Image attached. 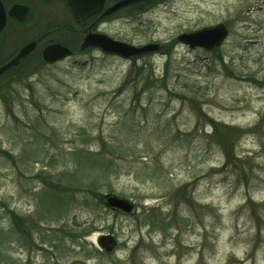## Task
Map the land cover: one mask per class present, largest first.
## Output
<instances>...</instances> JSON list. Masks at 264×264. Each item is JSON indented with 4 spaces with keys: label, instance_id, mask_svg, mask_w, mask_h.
<instances>
[{
    "label": "rangeland",
    "instance_id": "1",
    "mask_svg": "<svg viewBox=\"0 0 264 264\" xmlns=\"http://www.w3.org/2000/svg\"><path fill=\"white\" fill-rule=\"evenodd\" d=\"M145 22L161 49L134 63L89 52L0 81V264H264V0ZM219 23L213 50L176 40Z\"/></svg>",
    "mask_w": 264,
    "mask_h": 264
},
{
    "label": "flooded vegetation",
    "instance_id": "2",
    "mask_svg": "<svg viewBox=\"0 0 264 264\" xmlns=\"http://www.w3.org/2000/svg\"><path fill=\"white\" fill-rule=\"evenodd\" d=\"M172 0H0V67L14 59L21 49L30 50L2 74L0 81L17 77L22 67L47 64L43 51L65 50L52 64L70 60L83 64L89 52L107 55L102 49L112 42L142 46L152 40L139 38L145 19L167 9ZM121 25L131 31L121 33Z\"/></svg>",
    "mask_w": 264,
    "mask_h": 264
},
{
    "label": "water",
    "instance_id": "3",
    "mask_svg": "<svg viewBox=\"0 0 264 264\" xmlns=\"http://www.w3.org/2000/svg\"><path fill=\"white\" fill-rule=\"evenodd\" d=\"M227 34L228 31L225 26L219 23L217 25L204 27L192 32L181 33L176 37V40L192 48L197 47L202 48L205 51H210L219 47L227 37ZM160 49L161 46L156 43L134 46L121 41H111L105 48L102 49V52L108 55H116L124 59H135L145 54L158 52ZM29 50L30 47L28 46L21 49L14 59L0 67V74L15 64L16 61L25 55ZM64 53L65 50L61 47L60 49H55L54 47L47 48L43 51V60L47 63H53L60 56L64 55ZM102 202L105 208L124 215H131L136 212V206L133 202L115 194H104ZM97 245L108 251L114 245V239L109 235H103L97 239Z\"/></svg>",
    "mask_w": 264,
    "mask_h": 264
},
{
    "label": "trees",
    "instance_id": "4",
    "mask_svg": "<svg viewBox=\"0 0 264 264\" xmlns=\"http://www.w3.org/2000/svg\"><path fill=\"white\" fill-rule=\"evenodd\" d=\"M132 60H133L132 62L134 63V59H132ZM133 66H134V64H133ZM138 70H139V69H138ZM131 73H132V72H131ZM131 73H130V74H131ZM130 74H129V75H130ZM95 166H96V165H95ZM101 198H102V196H100V199H101ZM101 200H102V199H101ZM102 201H103V200H102ZM38 215H39V213H38ZM38 217H39V216H38ZM39 219H40V218H39ZM13 221H14V223H16V226H17V222H16L14 219H13ZM17 228H18V227H17ZM15 229H16V228H15ZM16 230L19 232V229H16ZM44 237H45V238H44ZM0 238H2V234H1V232H0ZM41 239H42V243H43V242H49V241H48L49 239L47 238L46 235H43V236L41 237Z\"/></svg>",
    "mask_w": 264,
    "mask_h": 264
}]
</instances>
